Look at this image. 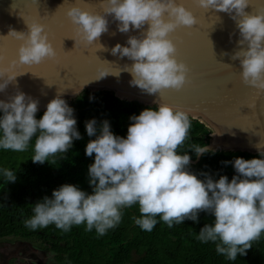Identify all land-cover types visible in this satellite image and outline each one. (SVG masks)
<instances>
[{"label":"clouds","instance_id":"clouds-1","mask_svg":"<svg viewBox=\"0 0 264 264\" xmlns=\"http://www.w3.org/2000/svg\"><path fill=\"white\" fill-rule=\"evenodd\" d=\"M196 2L205 10L228 13L236 21L241 47L232 59L240 61L242 81L264 91V12L247 13L245 9L250 0ZM104 12L114 15L122 33L130 31V26L139 29L146 22L149 24L142 38L130 36L127 45L117 43L111 49L112 55L133 61L121 70L131 74L130 85L148 94L183 87L188 67L177 60L176 46L168 34L179 25L191 27L197 23L191 10L176 0H106ZM165 12L169 19H165ZM105 14L77 5L67 10L77 32L88 43L98 41L108 31ZM26 24V34L9 32L24 41L18 49L19 63L38 64L45 58L55 57L56 50L44 25L36 21ZM98 49L107 50L102 44ZM121 71L101 68L97 79L109 74L118 77ZM5 75L6 70L0 69V78H3L0 91L18 76L8 74L5 79ZM0 111L3 113L0 148L25 151L36 136L33 163L43 164L47 157L67 152L73 139L82 138L76 128L73 108L59 93L49 101L40 119L36 118L38 101L19 90L8 101L0 100ZM130 119L126 138L115 135L107 120L101 123L99 134L95 118L85 122L88 136L96 137L85 148L87 156L95 154L94 162L88 167L92 192L86 193L74 184L60 185L51 197L44 196L35 203L34 215L24 221L25 227L35 230L54 223L57 228L68 231L73 224L86 222L89 231L95 227L98 234L104 235L119 223L120 208L138 202L141 216L135 223L143 230L153 229L157 215L171 227L173 222L179 224L186 219L198 222L199 212L206 211L214 216V224H205L198 239L219 240L216 251L229 260H236L238 254L246 255L250 242L264 232V151L260 145H256L260 158H234L231 163L237 174L231 181L226 175L218 180L209 175L200 179L189 170V154L177 152L190 129L185 110L158 103L156 108H145ZM190 150L197 156L210 151L198 145L191 146ZM3 174L8 181L16 180L9 169H3Z\"/></svg>","mask_w":264,"mask_h":264},{"label":"water","instance_id":"water-1","mask_svg":"<svg viewBox=\"0 0 264 264\" xmlns=\"http://www.w3.org/2000/svg\"><path fill=\"white\" fill-rule=\"evenodd\" d=\"M104 2L106 0H0V69L6 70L5 79L8 74L18 75L0 91V100L8 101L19 90L38 101L37 112H45L49 101L58 93L64 99H73L83 90L109 91L120 100L155 108L158 103H166L185 110L191 118L210 128L209 140L203 145L210 150L256 154L259 144L264 151V91L241 79L240 61L232 59L233 53L241 47L238 44L241 37L236 21L228 13L205 10L196 0H176L197 18L195 25H179L168 34L176 46L177 60L188 67L186 82L179 90L166 88L148 94L130 85L131 74L121 71L133 61L112 55L111 49L117 43L127 45L130 36L142 38L149 24L146 22L139 29L130 26V31L122 33L114 15L105 14ZM73 5L106 15L108 31L98 41L88 43L79 35L67 15ZM245 11L264 12V0H250ZM164 17L169 19L167 12ZM33 21L44 25L56 56L38 64H21L18 49L24 41L9 32L26 34V22ZM99 44L107 50L98 49ZM101 68L121 72L118 77L109 74L97 79ZM2 80L0 78V82ZM200 157L196 155L190 162L196 163Z\"/></svg>","mask_w":264,"mask_h":264},{"label":"trees","instance_id":"trees-1","mask_svg":"<svg viewBox=\"0 0 264 264\" xmlns=\"http://www.w3.org/2000/svg\"><path fill=\"white\" fill-rule=\"evenodd\" d=\"M65 100L74 110L76 128L82 137L73 139L67 152L51 155L43 164L33 163L36 136L25 151L0 148V237H42L55 252V259L62 264H264V232L250 242L251 248L246 255L238 254L234 261L217 253L219 240H199L200 229L205 224H214V216L206 211L199 212L198 222L186 219L179 224L173 222L171 227L157 215L154 217L157 223L151 231L143 230L135 223L141 216L138 202L120 208L119 223L107 229L104 235L98 234L95 227L89 231L86 222L73 224L68 231L57 228L54 223L35 230L25 227L24 221L34 215L35 203L44 196L51 197L60 185L74 184L86 193L92 192L88 167L94 162L95 154L87 156L85 148L89 140L96 137L88 136L86 121L95 118L99 134L101 123L107 120L115 135L126 138L132 123L130 117L139 115L145 108H155L120 100L109 91L83 90L75 98ZM43 113L37 112L36 118L40 119ZM189 119L187 138L178 146L177 152L188 153L194 159L196 154L190 150L191 146L205 145L211 130L199 120L190 116ZM236 157L260 158L259 153L210 150L201 154L198 162H190L189 170L200 179L209 175L218 180L221 175H226L231 181L237 174L231 163ZM3 169L13 171L16 180L8 181Z\"/></svg>","mask_w":264,"mask_h":264},{"label":"rangeland","instance_id":"rangeland-1","mask_svg":"<svg viewBox=\"0 0 264 264\" xmlns=\"http://www.w3.org/2000/svg\"><path fill=\"white\" fill-rule=\"evenodd\" d=\"M42 237H0V264H62Z\"/></svg>","mask_w":264,"mask_h":264}]
</instances>
